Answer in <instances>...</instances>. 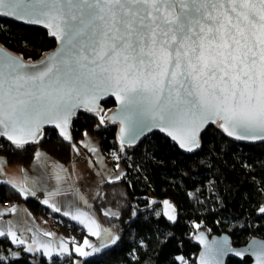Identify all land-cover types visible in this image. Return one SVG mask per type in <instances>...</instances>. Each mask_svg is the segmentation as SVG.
<instances>
[{"label": "snow or ice", "instance_id": "6c2138e0", "mask_svg": "<svg viewBox=\"0 0 264 264\" xmlns=\"http://www.w3.org/2000/svg\"><path fill=\"white\" fill-rule=\"evenodd\" d=\"M0 18L42 26L56 44L38 62L0 45V139L7 142V147L0 143V152L14 155L39 146L45 126L51 125L77 155L82 149L96 155L95 163L88 161L93 168L103 165L87 131L82 133L86 139L74 140L73 121L81 111L96 117L97 129L118 126V148L111 156L119 171L113 175L105 166L107 183L124 178L122 155L153 130L188 153L203 147L202 134L211 126L236 140L264 141V0H0ZM108 97L118 103L115 110L102 107ZM33 159L43 170L40 176L22 169L17 180L6 176L8 161L0 156V185L25 200L43 195L42 204L83 225L99 244L87 237L79 243L35 230L24 223L16 204H0V218L15 215L13 220L0 219V241L11 245L0 248V264H19L25 256L30 258L27 264H37L41 257L46 264H53L54 257L83 264L72 259L74 254L89 257L120 241L118 229L104 228L76 199L55 200L63 185L71 189L73 174L63 165L49 170L50 158L39 147ZM50 179L56 186H48ZM196 192L187 195L195 200ZM95 195L105 194L97 190ZM75 196L88 205L78 189ZM162 203L163 215L175 223V205ZM257 212L264 215V203ZM103 214L120 215L108 209ZM131 215H137L135 209ZM192 226L202 228L201 223ZM192 235L204 245L197 264H224L229 253L242 257L245 252L264 264V241L240 251L227 241L209 242L203 232ZM175 261L192 264L183 255Z\"/></svg>", "mask_w": 264, "mask_h": 264}, {"label": "trees", "instance_id": "16d2710c", "mask_svg": "<svg viewBox=\"0 0 264 264\" xmlns=\"http://www.w3.org/2000/svg\"><path fill=\"white\" fill-rule=\"evenodd\" d=\"M0 25L3 26L0 27V45L32 62L56 47L45 28L1 18ZM102 107L113 110L116 104L109 99ZM97 123L93 114L81 111L73 121L74 140L84 139L82 133L87 131L89 136L100 138L102 152L110 155L118 148V126L107 124L97 129ZM0 143L7 147L6 141L0 139ZM37 147L63 164H69L77 156L53 129H44V139L39 146H27L25 152L14 155L0 154L9 164L29 165ZM122 162L124 178L115 183L105 182L100 187L105 195L93 200L103 226L118 229L121 239L116 245L82 260L83 264H176L177 255L197 264L200 247L192 235L197 232L209 238L228 233L234 246H243L253 237L264 239V215L257 212L264 203L261 193L264 189V143L238 144L211 126L203 134V147L196 153L186 154L169 138L153 132L140 144L127 148ZM197 189L195 200L187 195ZM0 200L23 201L34 212L59 219L61 231L70 230L78 238L86 234L80 224L42 204L41 195L40 200H25L8 186L0 185ZM152 200L157 203L150 204ZM164 200H170L177 208L175 223L163 215ZM109 208L120 213L118 219L104 216V210ZM133 209L137 212L135 217L131 215ZM155 212L161 215L156 216ZM193 222L201 223L202 228L194 229ZM10 246L9 241H0V248ZM29 259L25 256L19 264H27ZM37 264H46V261L41 257ZM53 264H71V260L54 257ZM228 264L243 263L231 259Z\"/></svg>", "mask_w": 264, "mask_h": 264}, {"label": "crops", "instance_id": "0c3cea01", "mask_svg": "<svg viewBox=\"0 0 264 264\" xmlns=\"http://www.w3.org/2000/svg\"><path fill=\"white\" fill-rule=\"evenodd\" d=\"M90 137H91L92 141H94L96 143V145L98 146L99 155L103 158V165H98L96 168H93L88 162L89 159H91L93 161V163H95L96 162V155L90 154L87 151H84L83 149H82V155H77L75 157V159H73L69 164H63L59 160H57L53 156H51L49 153H47L45 150H43V149H40V150L42 152L46 153L47 156L50 158L51 162L49 163V170L53 169L55 167V165H63V167L65 169H67L68 173L73 174L71 177L74 179V183H76V184L79 183V184H81V186L84 183H90V184H92V187L95 188V190L97 191V190H100V187L105 183V180L103 178V168L105 166L107 169L113 170V173H112L113 175H115L116 174L115 172H117L119 170H116V169L114 170L112 168V167H115L116 162H112V163L110 162L111 165H109V163H107L105 161V159H104L105 156L103 157V152L101 150L100 138L96 137V136H90ZM84 139H86V138H84ZM0 156H4V155L0 154ZM35 164H36V162L34 160L29 165H22V164L12 165V164H9V162H7L6 165L4 166V172L9 179L19 180L21 175H22L21 170L27 169L28 173L30 175L38 177V176H40V174L43 170L36 167ZM56 170L60 171V169H58V168ZM97 173H100V175H98ZM56 184H57V182L55 181V179H50L48 182V186L50 188L56 186ZM62 187H63V193L59 194L55 197V200L57 202L76 199L79 206H81L85 211H89L90 214L94 215L93 214L94 210L92 209V207H90V208L84 207L83 204H81L80 201L77 199L75 194H73L69 190L68 184L63 185ZM85 188H87V187H85ZM96 191L93 193L94 196H93L92 201L96 197V195H95ZM83 192H84V190H83ZM41 198L43 200L44 196L41 195ZM4 203H5V201L0 200V204H4ZM13 204H16L18 206V209L20 210V212L23 216L24 223L28 227H32L38 231H49V232L55 233L56 237L63 238V239L68 240V241H72L74 239L76 242L81 243L83 236L81 238H78V236L71 233L70 230L61 231L59 233L52 231V229L50 227V221H51L52 215H45L42 212L36 213L33 211V209L28 204H26L23 201H18V203H14L13 201H10L9 205H7V207H11ZM29 213L31 214V216H29ZM0 219L13 220V219H15V215L11 214V213H7V214H5L4 217H2ZM96 219L98 220L99 223H101L98 216ZM81 226L83 227V225H81ZM83 229L86 231V234H87L88 233L87 229H85L84 227H83ZM25 235H30V233H25ZM41 238L42 239H52L50 237H43V236ZM69 247H73V245L70 243ZM74 256H75V259H79L82 261L81 257H79L78 255L74 254Z\"/></svg>", "mask_w": 264, "mask_h": 264}, {"label": "water", "instance_id": "95a60500", "mask_svg": "<svg viewBox=\"0 0 264 264\" xmlns=\"http://www.w3.org/2000/svg\"><path fill=\"white\" fill-rule=\"evenodd\" d=\"M1 19H5V20H10V21H14L12 19H8V18H1ZM16 22V21H15ZM18 23V22H17ZM22 24V23H20ZM25 25V24H24ZM36 27H41L43 28L42 26H36ZM5 48V47H4ZM6 49V48H5ZM7 51H9L8 49H6ZM53 51V50H52ZM52 51H50L49 53H51ZM11 52V51H9ZM12 53V52H11ZM43 58V57H42ZM41 58V59H42ZM39 61V60H38ZM38 61H34V62H38ZM109 99H112L115 104H116V107L113 109L115 110L117 107H118V103L116 102L115 98L114 97H108V98H105L104 100L101 101V105L103 104L104 101H107ZM111 115V113H110ZM45 129H53L55 131L58 132V130L54 127V126H51V125H46L45 126ZM119 131V130H118ZM153 132H159L161 133L160 131L158 130H153L152 132L150 133H146L144 136H142L140 138V140L133 146H136L138 144H140L148 135H150L151 133ZM163 134L164 136H166L167 138H169L165 133H161ZM225 134V133H224ZM203 135V134H202ZM226 135V134H225ZM227 136V135H226ZM228 137V136H227ZM229 139H231L232 141L238 143V144H246V145H258V144H263L264 141H248V140H236L234 137H228ZM171 140V138H169ZM171 142L176 146L178 147V144L177 142L171 140ZM179 148V147H178ZM180 149V148H179ZM182 152L186 153V154H192V153H188L186 151H184L183 149H180ZM199 151V150H198ZM197 151V152H198ZM207 240L209 242H212V241H227L228 244L232 247V248H235L237 250H240V251H244L245 249H247L249 247V245L251 243H253L254 241H264V239L260 238V237H253L251 238L247 244L243 245V246H234L233 243H232V239L230 237V235L228 233H224L222 235H218V236H213L211 238L209 237H206ZM196 242L198 243L199 247H200V252H199V255L198 257L200 256L201 252L204 250V245L200 244L198 242V240L196 239ZM231 259H235V260H239L241 261L243 264H257V257L254 256V255H251L250 253H247L245 252V254L242 256V257H238L232 253H229L227 256L224 257V264H228L229 260ZM197 262H198V258H197Z\"/></svg>", "mask_w": 264, "mask_h": 264}, {"label": "rangeland", "instance_id": "374dc122", "mask_svg": "<svg viewBox=\"0 0 264 264\" xmlns=\"http://www.w3.org/2000/svg\"><path fill=\"white\" fill-rule=\"evenodd\" d=\"M77 155V154H76ZM105 156V161L107 162V163H109V165H111L110 164V162H112V161H110V160H112L113 158H112V156L111 155H105L104 153H103V157ZM75 159V158H74ZM114 162V161H113ZM119 163H120V167H121V169L123 170V172L125 171L124 169H125V166H124V163L122 162V157H121V160L119 161ZM114 170H115V167H112ZM116 173V172H115ZM70 185H71V189H69L73 194H75V190H79V192H80V194H82L83 195V197L85 198V199H87V201H88V205H84L83 203H82V201H80V203L81 204H83V206L84 207H89V205L92 207V209L94 210V212H93V214H94V216L97 218V213H96V211H95V209H94V207H93V201H92V199H93V193L96 191L95 190V188H93L92 187V184H90V183H84L82 186H81V184H76V183H74V179L72 178V177H70V179H69V182H68ZM84 189H83V188ZM85 187H87V188H85ZM83 190H84V192H83ZM92 197V198H91ZM168 201H170V200H168ZM171 202V201H170ZM173 205H175L173 202H171ZM176 207V206H175ZM177 209V208H176ZM108 210H111V211H116V210H114V209H112V208H109ZM163 210H164V212L166 211V208H165V206L163 205ZM176 215H177V212H176ZM98 218H99V216H98ZM99 220H100V218H99ZM100 222H101V220H100ZM101 224H102V222H101ZM102 226H103V224H102ZM104 227V226H103ZM105 228V227H104ZM85 237H87L90 241H92L93 243H96V244H99V241L95 238V237H92L89 233H87V234H85V235H83V237H82V240H81V243L83 242V239L85 238ZM96 254H94V255H92V256H89V257H81V259L82 260H84V259H86V258H90V257H93V256H95Z\"/></svg>", "mask_w": 264, "mask_h": 264}, {"label": "built area", "instance_id": "2783aa9c", "mask_svg": "<svg viewBox=\"0 0 264 264\" xmlns=\"http://www.w3.org/2000/svg\"><path fill=\"white\" fill-rule=\"evenodd\" d=\"M111 155V154H110ZM14 203H18L17 200H14L13 201ZM6 206L9 205L8 202H5L4 203ZM50 227L52 229V231L54 232H61L62 230V224H61V221L59 219H57L56 217H51V221H50Z\"/></svg>", "mask_w": 264, "mask_h": 264}]
</instances>
